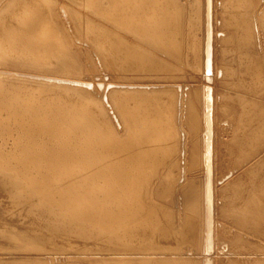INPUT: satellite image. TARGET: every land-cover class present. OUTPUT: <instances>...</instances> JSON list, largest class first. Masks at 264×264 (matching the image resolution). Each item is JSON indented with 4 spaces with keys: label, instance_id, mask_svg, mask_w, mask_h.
<instances>
[{
    "label": "bare ground",
    "instance_id": "bare-ground-1",
    "mask_svg": "<svg viewBox=\"0 0 264 264\" xmlns=\"http://www.w3.org/2000/svg\"><path fill=\"white\" fill-rule=\"evenodd\" d=\"M217 2L0 0V264H264V9Z\"/></svg>",
    "mask_w": 264,
    "mask_h": 264
},
{
    "label": "rangeland",
    "instance_id": "rangeland-1",
    "mask_svg": "<svg viewBox=\"0 0 264 264\" xmlns=\"http://www.w3.org/2000/svg\"><path fill=\"white\" fill-rule=\"evenodd\" d=\"M76 1H79V2H85V0H76ZM182 2H184V3H186L187 2V0H181ZM221 1L222 0H218V2H217V7H218V10L221 8V5H219L220 3H221ZM261 2H258L257 4H256V7H255V10H254V12L253 13H255L256 12V14H259L260 15V13L262 12V10L264 9V0H260ZM253 5V4H252ZM251 5H249V7H250ZM249 17V16H248ZM250 17H251V15H250ZM33 19H35V18H31V21L33 20ZM256 31H257V33L260 31V28H259V26H257L256 27ZM260 39V38H259ZM261 40V39H260ZM7 73H13V74H15V75H18V76H22V75H27V76H31V77H36V78H38V79H40V78H42V79H47V81L49 80V82H66V83H71L69 80H66V79H59V81H56V78L55 77H53V76H42V75H39V74H35V73H32V72H29V73H24V72H19V71H8ZM95 74V73H94ZM97 78L96 79H100L101 81H102V83L100 84L102 87H103V89H104V87L106 86V83H105V80L108 78V77H106L105 79L104 78H102V76L101 75H98V76H96ZM176 81H178V82H180V81H185V80H187L186 78H182V77H177V79H175ZM68 81V82H67ZM182 83V82H181ZM83 87H85V88H88V89H90V88H92V86H88V85H86V84H81ZM172 85H174L175 86V84H172ZM8 147H10V145H11V142H8L7 144H6ZM193 172H196V170H194L193 169ZM193 172H191V170L189 169V173H191L190 174V176H196L195 175V173H193ZM197 177V176H196ZM232 224L231 223H227L226 224V229L227 230H229L230 229V226H231ZM181 226H183V223L181 224ZM220 227H221V225H220ZM249 246H250V249H253L254 251H256L257 249L258 250H260L261 249V251H264V237L263 236H260V235H255V236H253V239H252V241H251V243L249 244ZM247 247H248V245H247ZM250 254H252V252L250 253ZM255 255L254 256H250V257H254V258H251V260L253 259V260H255V259H260V258H262L263 256H261L260 254H263L262 252H260V251H256L255 253H254ZM250 257L248 258V259H250ZM245 258V257H244Z\"/></svg>",
    "mask_w": 264,
    "mask_h": 264
}]
</instances>
